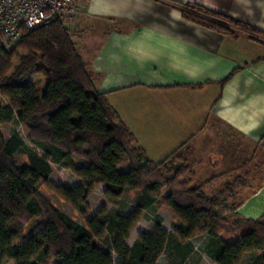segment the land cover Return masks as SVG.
<instances>
[{"label": "trees", "instance_id": "trees-1", "mask_svg": "<svg viewBox=\"0 0 264 264\" xmlns=\"http://www.w3.org/2000/svg\"><path fill=\"white\" fill-rule=\"evenodd\" d=\"M181 8L185 20L224 36L242 30L264 37L255 26L203 5ZM86 67L62 19L23 30L11 50L0 47V99L8 100L6 105L0 100V264L6 259L20 264H158L164 255L168 264H191L196 257L199 264L203 256L194 239L201 236L202 253L213 264H240L251 252L262 253L252 264H264V219H245L229 207L241 181L207 196L202 186H192L185 145L164 161L151 162L107 94L97 92ZM36 75L48 79L43 90L33 82ZM14 119L41 153L16 133L3 137L1 127ZM19 153L28 155L27 165L17 164ZM73 157L88 164L75 167ZM52 164L64 165L84 181L54 187L79 214H89L88 199L98 185L114 205L138 192L132 213L104 207L82 227L39 193L49 183ZM120 164L129 170L119 171ZM165 189L170 193L163 197ZM159 203L171 208L180 223L173 231L157 224L127 245L134 226ZM236 232L242 233L240 239L227 243L224 234Z\"/></svg>", "mask_w": 264, "mask_h": 264}, {"label": "crops", "instance_id": "crops-1", "mask_svg": "<svg viewBox=\"0 0 264 264\" xmlns=\"http://www.w3.org/2000/svg\"><path fill=\"white\" fill-rule=\"evenodd\" d=\"M187 3L264 32V0H82L69 31L97 92L148 159L160 163L185 145L193 186L207 196L252 181L233 202L256 222L264 219V45L185 20Z\"/></svg>", "mask_w": 264, "mask_h": 264}, {"label": "rangeland", "instance_id": "rangeland-1", "mask_svg": "<svg viewBox=\"0 0 264 264\" xmlns=\"http://www.w3.org/2000/svg\"><path fill=\"white\" fill-rule=\"evenodd\" d=\"M63 21L65 22L66 26L69 28L68 24L70 20L64 19ZM238 33H245L247 34V37L249 38L254 37L256 39L264 41L263 36L256 35L254 33H248L246 31L237 30V34ZM17 64H19L18 59L15 60V65ZM47 81L48 79L45 78L44 76L36 75L34 77L33 82H35V84L41 90H43L47 85ZM0 100H1L2 105H6L8 103V100L5 99L4 97H1ZM1 131H2L1 133L4 138H9L14 133L20 135L21 138L26 142L25 143L26 145H28L30 148L34 149L35 151H38L41 153V151L38 148H36L33 144H31L32 142L29 140V132H27V129L23 125H21L18 120L14 119L13 122L4 124L1 127ZM27 156L28 155L25 153H19L18 155H16L15 160L17 164L27 165L29 163V159ZM73 164L75 165V167H79L81 165H87L88 163L83 159L73 157ZM188 165L190 166V164ZM51 168H53V173L50 179H48L49 183L47 185L45 184L41 186L39 193H41L42 196L48 199L52 203V205H54L55 207L60 209L64 214H66L67 217H70L72 220L77 222L82 227L86 225V222L89 218H91L93 215L95 216L96 214H98L104 207L106 208L107 211L119 213L120 215H127V214L132 213L134 209V204H135L134 201H136V198L138 197V194H139L138 192L133 191V192L125 194V196H123V198L120 199L119 202H117L118 204L114 205L110 203L108 198L105 196L104 191H103L104 187L102 185H98L96 189L93 190L94 192L90 195L88 199L87 204H89V207H90L89 214L85 216L79 214L71 205H69L68 202H66L58 193H56V190L54 189V187L62 183L68 182V181L69 183L74 184V185L84 183V181L80 179L78 176H76L71 170H69L68 168H65L64 165L59 166V165L52 164ZM129 168H130L129 165L120 164V166L118 167V170L124 172V171H128ZM190 178L191 176H189V179ZM251 182L252 181L244 180V184L242 185H246L248 183L251 184ZM253 182L257 184L259 181L256 180ZM254 183L252 185H254ZM192 186H193V183H192ZM239 188L240 187H238L236 191L239 190ZM169 193H170V190L165 189L162 193V196L165 197ZM214 196H209V197H214ZM233 206H234V202H233V199L231 198L229 200V207H233ZM172 211L173 210L169 208L168 206H166L165 204L159 203L156 209L145 212L143 219L140 222H138L137 225L134 226L135 228L131 232V238H129L130 240L127 241V245L133 246V244L137 240L136 238H138L140 233L153 232L156 227L155 225L157 224H160L168 231H173L175 229L176 224L180 223V220L175 216V214ZM236 233H229V234L225 233L224 234L225 241L231 244L236 242L238 238L242 236L241 235L242 233L240 232L238 234ZM202 239H203V236L197 239H194V242L196 244V249H199L197 252L198 253L201 252V255L203 256L199 264H211V261L209 260V258H207V256L203 255L202 253L201 248H203L204 246ZM96 241L99 245L103 244L99 240H96ZM261 255H262L261 252L248 253L246 254L245 259L243 260L242 264H252L256 260V258L260 257ZM197 259L198 258L196 257L195 260ZM117 260H118V257L115 255V261ZM195 260L191 261V264H197V261ZM166 261H167V255H164L159 259L157 263L158 264H168L166 263ZM56 263H57L56 261H53L50 264H56ZM4 264H20V263L17 260L6 259Z\"/></svg>", "mask_w": 264, "mask_h": 264}, {"label": "built area", "instance_id": "built-area-1", "mask_svg": "<svg viewBox=\"0 0 264 264\" xmlns=\"http://www.w3.org/2000/svg\"><path fill=\"white\" fill-rule=\"evenodd\" d=\"M82 0H0V47L13 49L23 30H34L55 19H71L81 12Z\"/></svg>", "mask_w": 264, "mask_h": 264}]
</instances>
